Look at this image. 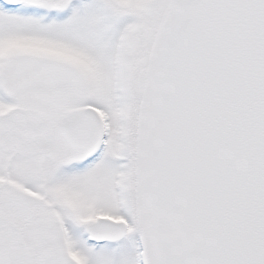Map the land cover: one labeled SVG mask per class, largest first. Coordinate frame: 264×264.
<instances>
[{
  "label": "snow or ice",
  "instance_id": "obj_1",
  "mask_svg": "<svg viewBox=\"0 0 264 264\" xmlns=\"http://www.w3.org/2000/svg\"><path fill=\"white\" fill-rule=\"evenodd\" d=\"M0 264H264V0H0Z\"/></svg>",
  "mask_w": 264,
  "mask_h": 264
}]
</instances>
